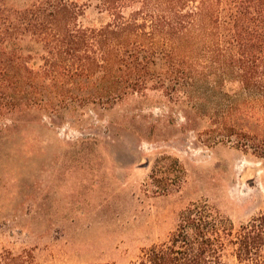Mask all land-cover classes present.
<instances>
[{
    "label": "rangeland",
    "instance_id": "1",
    "mask_svg": "<svg viewBox=\"0 0 264 264\" xmlns=\"http://www.w3.org/2000/svg\"><path fill=\"white\" fill-rule=\"evenodd\" d=\"M34 1L0 0V11ZM66 2L54 15L59 29L69 19L85 27L110 19L99 0ZM20 47L33 70L49 59L30 37ZM157 64L165 77L175 69ZM103 70L90 68L84 85L58 86L74 101L57 111L31 110L16 125L0 116V127L11 126L0 133V264H136L193 207L233 228L264 208V161L219 140L210 80L198 76L194 96L153 79L108 98ZM50 78L43 101L57 96ZM225 260L240 264L231 254Z\"/></svg>",
    "mask_w": 264,
    "mask_h": 264
},
{
    "label": "trees",
    "instance_id": "2",
    "mask_svg": "<svg viewBox=\"0 0 264 264\" xmlns=\"http://www.w3.org/2000/svg\"><path fill=\"white\" fill-rule=\"evenodd\" d=\"M66 1L35 0L0 11V116L16 125L31 110L65 107L74 99L58 93V86L84 85L95 65L108 79V98L138 92L153 79L169 80L194 96L201 76L210 80L208 95L214 93L209 117L219 140L264 161V0H99L108 22L85 27L69 19L59 29L54 15L68 10ZM26 37L49 54L34 70L20 47ZM93 49L100 54L89 53ZM160 62L175 66L168 77L157 68ZM48 75L57 96L43 101L39 92ZM59 75L68 83L56 81ZM192 101L197 111L199 103ZM9 126L0 127V133ZM227 254L240 264H264V208L233 228L211 209L193 207L168 241L151 247L136 264H227Z\"/></svg>",
    "mask_w": 264,
    "mask_h": 264
}]
</instances>
